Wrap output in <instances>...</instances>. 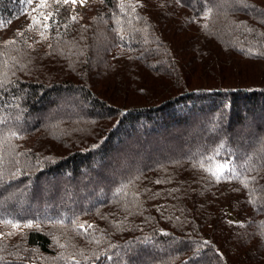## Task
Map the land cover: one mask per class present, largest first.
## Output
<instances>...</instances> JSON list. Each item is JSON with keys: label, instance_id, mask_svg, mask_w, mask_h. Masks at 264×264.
<instances>
[{"label": "trees", "instance_id": "trees-1", "mask_svg": "<svg viewBox=\"0 0 264 264\" xmlns=\"http://www.w3.org/2000/svg\"><path fill=\"white\" fill-rule=\"evenodd\" d=\"M246 2L0 0L6 264H264V0ZM221 145L259 170L251 193L196 166Z\"/></svg>", "mask_w": 264, "mask_h": 264}, {"label": "snow or ice", "instance_id": "snow-or-ice-1", "mask_svg": "<svg viewBox=\"0 0 264 264\" xmlns=\"http://www.w3.org/2000/svg\"><path fill=\"white\" fill-rule=\"evenodd\" d=\"M21 3H27L32 4L33 0H20ZM56 4H63V5H71L73 8L79 3L81 6L87 3V0H54ZM235 3L239 4L242 7L248 8L250 5L247 4L246 0H234ZM48 7V0H39V3L37 4V9L40 8H47ZM120 7L123 10L124 4L123 0H121ZM133 11H135L136 5H130ZM41 16H43L44 20H50L53 18V13H48L45 15L44 13H40ZM204 19L209 18V14H206ZM71 20L73 22H76L77 17L75 15L71 16ZM33 24H40V20H38L36 17H32ZM55 23V21H53ZM264 22V21H262ZM45 30L49 28L48 24L43 25ZM207 27V25H205ZM249 32L254 31L253 29L249 28L247 29ZM41 35L43 36L44 33L42 32ZM260 35H264V33H261ZM9 43H15V41H11ZM6 45H0V47H4ZM3 121H0L2 123ZM223 147V145L219 146L218 148L212 150L211 154L206 155L203 159L200 160L197 167L201 169L202 171L206 172L209 177H211L216 183H220L221 181H228L231 179L237 180L241 186L244 189H247L250 193L253 191L252 188H250V185H255L259 183V170L258 169H245L244 171L238 172L237 169L231 165L228 161H217L216 156L219 155L220 149ZM255 172V175H249L248 172ZM156 183H160V181H156ZM156 195H159L158 193ZM251 202V201H250ZM3 225L5 227H11L14 230H19L21 228H33V222L31 220L25 222L23 225L20 223L14 222L13 220H5L2 221ZM80 228L86 233L88 229L93 228L92 225H87L86 227L84 225H80ZM15 232L9 233V235H14ZM166 235V233H165ZM3 239V236L0 235V240ZM91 242V241H90ZM96 243H99V240L95 241ZM63 247V245H60ZM17 248H20L21 245H16ZM5 249L3 247H0V252H3ZM16 258L23 259V257L19 256V253L16 254ZM108 259H112L111 256L108 257ZM0 264H6V258L3 256H0Z\"/></svg>", "mask_w": 264, "mask_h": 264}, {"label": "rangeland", "instance_id": "rangeland-1", "mask_svg": "<svg viewBox=\"0 0 264 264\" xmlns=\"http://www.w3.org/2000/svg\"><path fill=\"white\" fill-rule=\"evenodd\" d=\"M39 2V0H37V3ZM79 4V3H78ZM88 5H90V0H87V3L86 4H84L83 6H81L82 8H86ZM224 211H225V213H226V215L230 218V219H232V220H235V221H237V222H235V223H242V221H244L245 219H244V217L243 216H241V214H239V213H235L236 214V216H233V214L231 213V211H230V208L229 207H225L224 208ZM231 225H233L232 223H230Z\"/></svg>", "mask_w": 264, "mask_h": 264}]
</instances>
